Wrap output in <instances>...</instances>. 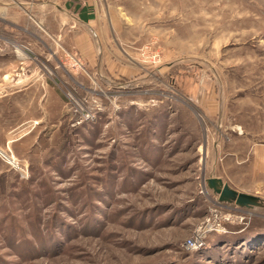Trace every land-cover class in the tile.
Wrapping results in <instances>:
<instances>
[{
  "label": "rangeland",
  "instance_id": "rangeland-1",
  "mask_svg": "<svg viewBox=\"0 0 264 264\" xmlns=\"http://www.w3.org/2000/svg\"><path fill=\"white\" fill-rule=\"evenodd\" d=\"M91 3L97 71L0 25V264H264V0Z\"/></svg>",
  "mask_w": 264,
  "mask_h": 264
},
{
  "label": "crops",
  "instance_id": "crops-1",
  "mask_svg": "<svg viewBox=\"0 0 264 264\" xmlns=\"http://www.w3.org/2000/svg\"><path fill=\"white\" fill-rule=\"evenodd\" d=\"M78 7L80 9L77 11ZM84 7H86V15L94 14L95 16L91 0H0V25L15 28L18 32L26 31L29 17L41 24L50 37L61 39L66 44H72L87 63V60L93 58L92 64L97 71L100 68V62L105 59V54L102 52L104 46L100 45L105 37L104 29L96 22L95 17L89 21L80 17L79 11ZM1 38L3 39L0 43L7 42L4 36ZM6 48L0 44V56H8ZM17 117L20 119V116ZM22 120L26 122L25 118ZM11 121L13 120L10 116L0 114V124H3L0 131L8 130L5 124ZM27 133L31 132L24 133L18 139L26 138ZM16 141L18 140H9L8 147L10 148V145ZM0 150H4L2 144H0ZM259 153L261 154L259 161L264 164V150H259Z\"/></svg>",
  "mask_w": 264,
  "mask_h": 264
},
{
  "label": "water",
  "instance_id": "water-1",
  "mask_svg": "<svg viewBox=\"0 0 264 264\" xmlns=\"http://www.w3.org/2000/svg\"><path fill=\"white\" fill-rule=\"evenodd\" d=\"M212 187H217V181L212 180L211 182ZM221 197L222 200L227 201H235L237 205L245 208H252L254 205H256L257 198L248 194L239 193L233 189H231L229 186H224L221 191Z\"/></svg>",
  "mask_w": 264,
  "mask_h": 264
},
{
  "label": "trees",
  "instance_id": "trees-1",
  "mask_svg": "<svg viewBox=\"0 0 264 264\" xmlns=\"http://www.w3.org/2000/svg\"><path fill=\"white\" fill-rule=\"evenodd\" d=\"M85 8H86V7L82 8V9L79 11V15H80V17H81L83 20H85V21H89V20L94 19V17H95L94 14H90L89 16L85 14V10H86ZM78 9H80V7L77 8V11H78Z\"/></svg>",
  "mask_w": 264,
  "mask_h": 264
},
{
  "label": "built area",
  "instance_id": "built-area-1",
  "mask_svg": "<svg viewBox=\"0 0 264 264\" xmlns=\"http://www.w3.org/2000/svg\"><path fill=\"white\" fill-rule=\"evenodd\" d=\"M196 245L197 244L191 240L187 242L188 249H194Z\"/></svg>",
  "mask_w": 264,
  "mask_h": 264
},
{
  "label": "bare ground",
  "instance_id": "bare-ground-1",
  "mask_svg": "<svg viewBox=\"0 0 264 264\" xmlns=\"http://www.w3.org/2000/svg\"><path fill=\"white\" fill-rule=\"evenodd\" d=\"M0 155L4 156L9 162L14 163L16 158L15 157H6L1 151ZM17 161V160H16Z\"/></svg>",
  "mask_w": 264,
  "mask_h": 264
}]
</instances>
